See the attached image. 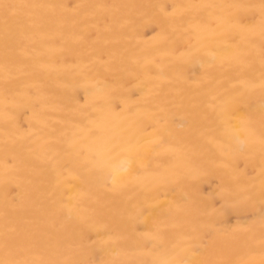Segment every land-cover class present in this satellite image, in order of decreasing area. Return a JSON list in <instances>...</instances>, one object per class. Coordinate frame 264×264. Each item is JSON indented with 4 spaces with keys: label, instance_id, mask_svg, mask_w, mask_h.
Returning a JSON list of instances; mask_svg holds the SVG:
<instances>
[{
    "label": "bare ground",
    "instance_id": "1",
    "mask_svg": "<svg viewBox=\"0 0 264 264\" xmlns=\"http://www.w3.org/2000/svg\"><path fill=\"white\" fill-rule=\"evenodd\" d=\"M0 2V260L258 264L261 0Z\"/></svg>",
    "mask_w": 264,
    "mask_h": 264
},
{
    "label": "snow or ice",
    "instance_id": "2",
    "mask_svg": "<svg viewBox=\"0 0 264 264\" xmlns=\"http://www.w3.org/2000/svg\"><path fill=\"white\" fill-rule=\"evenodd\" d=\"M25 7H32V8H55V5H19V4H12L6 2H0V14H2L4 30H5V40L6 46L8 43L9 34L12 31L13 24L16 21V18L19 15L18 10L25 8ZM189 8H208L213 7L211 5H189ZM226 7H244L242 5H229ZM260 37L262 42H264V0H261L260 6ZM261 91L262 95H264V43H262L261 47ZM249 134L253 137L256 136V130L254 127H249ZM259 144L261 148V152L264 153V112H262L261 117V130L259 133ZM260 198H261V212H260V259L258 264H264V180L261 182V191H260ZM251 200V197L248 198ZM249 228L241 229V231H249ZM156 239L160 240L161 242L164 241V236L161 233L156 234ZM9 243L7 239L5 240V250H9ZM187 252V249H184ZM0 264H72V262L68 261H45V260H27V259H19V258H5L0 260ZM105 264H114V262L108 261ZM120 264H148V262L140 261V260H125L121 261ZM151 264H257V261L254 259L247 260V261H228V260H218L214 262H203V261H191L179 258V256L175 259H154L151 261Z\"/></svg>",
    "mask_w": 264,
    "mask_h": 264
}]
</instances>
